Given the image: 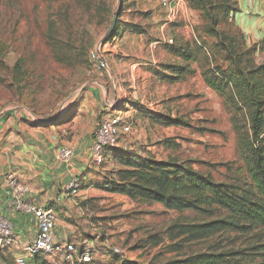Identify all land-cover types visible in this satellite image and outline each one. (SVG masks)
<instances>
[{"label":"rangeland","instance_id":"374dc122","mask_svg":"<svg viewBox=\"0 0 264 264\" xmlns=\"http://www.w3.org/2000/svg\"><path fill=\"white\" fill-rule=\"evenodd\" d=\"M184 1L175 18L165 22L157 0H0V118L13 113L24 124L53 125L57 136L68 142L85 132L93 136L102 119L120 115L131 125L130 132L114 151L107 149L103 163L81 175L83 189H101L98 184L104 177H116L123 168L120 159L129 155L189 160L217 181H248L238 137L247 129L248 109L228 104L208 88L202 72L218 66L234 73L238 68L244 88V73L264 67L261 7L230 0L233 10L226 14L225 0H212L210 15ZM115 11L117 32L102 41ZM212 15L217 26L211 24ZM165 37L191 58L173 54ZM100 44L107 64L103 69L91 56ZM122 63L136 66L125 72ZM174 66L184 69L172 81ZM257 79L264 82V68ZM97 87L106 96L99 94V102L91 93ZM113 89L120 90L116 101ZM158 115L162 121L179 117L186 126L153 121ZM77 202L80 211L70 219L73 230L80 232L74 241L77 250L90 238L97 249L83 264H98V259L99 264H167L199 253H222L219 264H264L259 248L264 245L263 227L186 241L182 235L172 237L168 228L176 219L201 221L196 212L164 210L159 203L110 192ZM114 247L122 253L113 252ZM8 255L0 252V264ZM46 258L55 264L80 263Z\"/></svg>","mask_w":264,"mask_h":264},{"label":"trees","instance_id":"16d2710c","mask_svg":"<svg viewBox=\"0 0 264 264\" xmlns=\"http://www.w3.org/2000/svg\"><path fill=\"white\" fill-rule=\"evenodd\" d=\"M187 2L190 8L211 15L212 0ZM229 2L230 0L223 2L228 4L226 14L233 10ZM211 24L217 26V19L213 15ZM117 29L118 26H115L108 39L115 36ZM170 48L173 54L182 55L184 59L191 58L181 46L172 45ZM262 68L264 67L260 66L244 73L247 81L244 88L237 77L243 76V71L238 68L234 73H227L218 66L208 67L202 72L208 88L225 97L228 104L248 109L247 129L238 136L248 181H217L211 174L195 169L189 160L129 155L120 159L123 168L116 172L117 176L104 177L98 186L104 191L124 195L132 200L159 203L164 210H189L202 216L201 221L181 222L176 219L168 228L174 238L182 235L186 241L201 240L226 231L244 233L257 227L264 228V82L257 79ZM183 69L184 67H171L173 75H170V79L175 81L181 78ZM152 118L165 125L186 126V122L179 117L167 116L164 121L159 115ZM116 148L111 149L114 151ZM97 238H100L98 234ZM259 248L264 250V245ZM46 255L50 256L38 252L28 258L25 264H55ZM221 257L222 253H199L167 264H219ZM83 263L85 262L78 264ZM1 264L16 263L14 257L8 255L2 257ZM119 264L137 263L122 261Z\"/></svg>","mask_w":264,"mask_h":264},{"label":"crops","instance_id":"0c3cea01","mask_svg":"<svg viewBox=\"0 0 264 264\" xmlns=\"http://www.w3.org/2000/svg\"><path fill=\"white\" fill-rule=\"evenodd\" d=\"M249 4L255 7L260 5L264 25L262 0H249ZM256 11H258L257 8ZM129 49H132V45ZM133 51L136 52V49ZM121 65L127 66L125 69L127 72L133 70L136 63ZM116 68L118 69L117 66ZM114 73L116 74V71ZM102 91L103 89L100 91L94 89L91 92L97 102H99V94H103V99L106 97L105 92ZM112 92V101L118 100L120 90L113 89ZM10 116L6 113L0 118V215L12 223L15 240L13 247L7 250L8 254L12 257L21 255L23 247L31 243L37 235L34 215L12 208L11 203L15 195L6 182L10 177L29 186V191L23 195L27 202L43 205L55 213L54 234L57 241L76 242V234L80 232L73 230L70 219L74 213L77 214L80 211L77 200L80 202L94 196L103 197L107 193L90 187L83 189L81 175H86V170L94 164L91 163L89 155L93 136L85 132L84 135H75L66 142L65 138L57 136L53 125H44L42 122L28 125L21 123L19 117H15L13 113ZM66 147L73 149V155L68 162L58 159V154ZM73 177H77L81 185L77 196H70L64 191V186ZM84 178L86 180V177ZM94 240L92 238L87 240L84 247L96 249Z\"/></svg>","mask_w":264,"mask_h":264},{"label":"built area","instance_id":"2783aa9c","mask_svg":"<svg viewBox=\"0 0 264 264\" xmlns=\"http://www.w3.org/2000/svg\"><path fill=\"white\" fill-rule=\"evenodd\" d=\"M159 7L166 13L164 21H171L176 14L181 11L185 3L184 0H157ZM264 10V0H262ZM165 22L160 26L161 32L164 30ZM165 42L173 43L172 38L165 37ZM158 43V42H157ZM126 44H129L126 42ZM102 45L103 51H105ZM100 46L98 50L91 53V56L96 60V67L103 69L107 67L106 61L100 56ZM131 125L125 124L124 119L120 115L111 118L102 119L97 129L93 133L92 142L89 147L90 159L94 164L104 162L108 154L107 149L118 147L122 135L130 132ZM73 155L71 147L63 148L58 154V159L68 162ZM7 184L12 188L15 199L11 205L14 210L32 213L36 219L37 235L35 239L23 247L22 254L14 257L16 264H25L26 260L38 252H43L49 255L58 256L66 262L73 263L74 259L80 262H90L95 249L83 247L77 250L76 244L73 241H57L54 234L56 215L50 209L43 205L27 202L23 195L29 191L27 184L19 183L13 177L6 180ZM81 188L79 179L73 177L65 186L64 191L70 196H77ZM15 243L13 236L12 223L5 217L0 215V252L10 250ZM113 252L121 254L122 251L114 247ZM96 251V250H95Z\"/></svg>","mask_w":264,"mask_h":264},{"label":"water","instance_id":"95a60500","mask_svg":"<svg viewBox=\"0 0 264 264\" xmlns=\"http://www.w3.org/2000/svg\"><path fill=\"white\" fill-rule=\"evenodd\" d=\"M117 17H118V11H115V13L113 14L110 26H109L108 30L106 31V33L104 34L102 41H105L108 38V36L112 33V31L114 30L115 24L117 21Z\"/></svg>","mask_w":264,"mask_h":264}]
</instances>
